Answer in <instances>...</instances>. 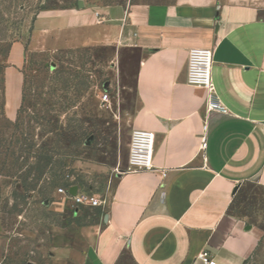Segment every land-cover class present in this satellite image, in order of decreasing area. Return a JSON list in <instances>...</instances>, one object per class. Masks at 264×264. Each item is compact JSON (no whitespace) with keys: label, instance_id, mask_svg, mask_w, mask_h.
Returning a JSON list of instances; mask_svg holds the SVG:
<instances>
[{"label":"crops","instance_id":"obj_1","mask_svg":"<svg viewBox=\"0 0 264 264\" xmlns=\"http://www.w3.org/2000/svg\"><path fill=\"white\" fill-rule=\"evenodd\" d=\"M27 47H112L117 68L134 53L129 126L154 134V170L124 174L98 196L103 206L49 201L59 223L49 229L48 264H203L204 252L216 264L248 263L262 234L235 205L246 188L264 190V0L80 4L37 16ZM195 48L212 52L211 79L227 114L207 112L206 90L186 82ZM25 49L11 46L3 72L10 120L21 102Z\"/></svg>","mask_w":264,"mask_h":264},{"label":"rangeland","instance_id":"obj_2","mask_svg":"<svg viewBox=\"0 0 264 264\" xmlns=\"http://www.w3.org/2000/svg\"><path fill=\"white\" fill-rule=\"evenodd\" d=\"M128 1L0 0L1 264H48L49 229L59 223L49 201L65 184L106 198L127 168L132 132L136 55L119 59L117 68L112 47L31 52L32 24L46 11ZM15 42L26 46L24 84L10 120L3 72ZM105 94L108 102L102 104ZM235 210L262 234L247 264H264V190L246 188Z\"/></svg>","mask_w":264,"mask_h":264},{"label":"built area","instance_id":"obj_3","mask_svg":"<svg viewBox=\"0 0 264 264\" xmlns=\"http://www.w3.org/2000/svg\"><path fill=\"white\" fill-rule=\"evenodd\" d=\"M212 52L208 49L195 48L188 53L187 84L206 90V111L209 113L227 114L228 110L220 101L215 86L211 79ZM108 102V95L101 98V103ZM206 138L202 137V148L205 147ZM154 153V134L149 131L134 130L131 132L127 168L124 174L153 171L152 164ZM74 184L62 185L57 189V194L70 202L74 210L80 208L95 209L103 206V201L92 192L79 191L77 187L74 196L69 195L68 190ZM203 264H216L210 255L204 252L200 256Z\"/></svg>","mask_w":264,"mask_h":264},{"label":"water","instance_id":"obj_4","mask_svg":"<svg viewBox=\"0 0 264 264\" xmlns=\"http://www.w3.org/2000/svg\"><path fill=\"white\" fill-rule=\"evenodd\" d=\"M76 191H77V187L74 186L69 188L68 193L69 195L74 196L76 194Z\"/></svg>","mask_w":264,"mask_h":264},{"label":"trees","instance_id":"obj_5","mask_svg":"<svg viewBox=\"0 0 264 264\" xmlns=\"http://www.w3.org/2000/svg\"><path fill=\"white\" fill-rule=\"evenodd\" d=\"M17 113H18V111H17ZM68 184H65L64 186H67Z\"/></svg>","mask_w":264,"mask_h":264}]
</instances>
